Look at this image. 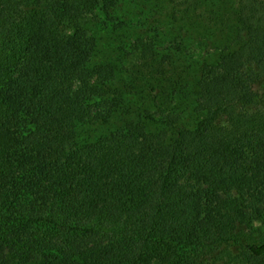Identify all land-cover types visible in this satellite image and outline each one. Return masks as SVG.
Here are the masks:
<instances>
[{"label": "trees", "instance_id": "obj_1", "mask_svg": "<svg viewBox=\"0 0 264 264\" xmlns=\"http://www.w3.org/2000/svg\"><path fill=\"white\" fill-rule=\"evenodd\" d=\"M169 1L210 20L203 0ZM117 2L0 0V264H264V0H236L193 128L170 119L157 138L127 121L80 145L75 127L114 108L82 21ZM133 46L164 82L169 57Z\"/></svg>", "mask_w": 264, "mask_h": 264}, {"label": "rangeland", "instance_id": "obj_2", "mask_svg": "<svg viewBox=\"0 0 264 264\" xmlns=\"http://www.w3.org/2000/svg\"><path fill=\"white\" fill-rule=\"evenodd\" d=\"M235 3L203 0L202 11L210 19L204 22L174 18L169 0H118L109 14L95 11L86 17L82 25L95 41L92 64L114 69L109 96L114 108L107 122L78 124L77 142L92 143L127 121L144 122L146 130L157 138L168 134L166 121L170 119L181 128H193L204 117L197 102L200 68L215 65L229 42ZM138 41L152 45L159 57H169L167 78L159 85L138 66L133 46ZM146 114L158 122L145 121ZM256 227L264 232V220Z\"/></svg>", "mask_w": 264, "mask_h": 264}]
</instances>
